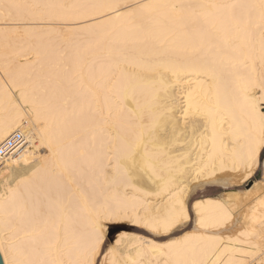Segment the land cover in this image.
Masks as SVG:
<instances>
[{"label":"bare ground","instance_id":"1","mask_svg":"<svg viewBox=\"0 0 264 264\" xmlns=\"http://www.w3.org/2000/svg\"><path fill=\"white\" fill-rule=\"evenodd\" d=\"M262 104L264 0H0V142L25 136L0 166L3 264L259 257L264 189L237 215L227 194L194 199L179 236L103 243L124 220L169 234L192 182L249 175Z\"/></svg>","mask_w":264,"mask_h":264},{"label":"rangeland","instance_id":"2","mask_svg":"<svg viewBox=\"0 0 264 264\" xmlns=\"http://www.w3.org/2000/svg\"><path fill=\"white\" fill-rule=\"evenodd\" d=\"M262 110L264 111V104L261 105ZM227 171V172H226ZM226 176L223 174V178H219L218 181L205 182L204 184L199 183L198 181L191 183V191L188 197V219L184 224L177 227L174 231L169 234H150L148 230L144 227L136 226L128 221L124 220L122 222H112L109 223L105 228V237L103 243V250L107 249L111 244H114L115 240L122 233V231H130L134 233H138L141 235L152 237L158 241H162L167 239L169 236H179L183 232L194 230L195 224V214L191 208V201L197 198H201L204 196H226L229 195L232 200L235 202V215H237L243 208L244 204L258 191L264 189V151L260 152V161L257 166L253 169L249 175L243 177V173L241 171H230L226 170ZM223 172V173H225ZM229 173V174H228ZM239 173V174H238ZM220 181V182H219ZM261 182V183H260ZM196 184V185H195ZM252 192V193H251ZM235 193V195H234ZM245 194V195H244ZM233 197H237L236 199ZM240 219L235 221V227L231 226L232 234L237 232V228H239ZM261 233L256 237V242L261 246V251L258 252L259 257H247L245 264H264V223L260 227L259 230ZM102 256V255H101ZM101 256L97 258L99 264H103Z\"/></svg>","mask_w":264,"mask_h":264},{"label":"built area","instance_id":"3","mask_svg":"<svg viewBox=\"0 0 264 264\" xmlns=\"http://www.w3.org/2000/svg\"><path fill=\"white\" fill-rule=\"evenodd\" d=\"M25 136L20 131H14L0 142V166L5 157L22 147Z\"/></svg>","mask_w":264,"mask_h":264},{"label":"snow or ice","instance_id":"4","mask_svg":"<svg viewBox=\"0 0 264 264\" xmlns=\"http://www.w3.org/2000/svg\"><path fill=\"white\" fill-rule=\"evenodd\" d=\"M262 151H264V145L261 146ZM97 264H99V261H97Z\"/></svg>","mask_w":264,"mask_h":264},{"label":"water","instance_id":"5","mask_svg":"<svg viewBox=\"0 0 264 264\" xmlns=\"http://www.w3.org/2000/svg\"><path fill=\"white\" fill-rule=\"evenodd\" d=\"M0 264H3V261H2V257H1V255H0Z\"/></svg>","mask_w":264,"mask_h":264}]
</instances>
